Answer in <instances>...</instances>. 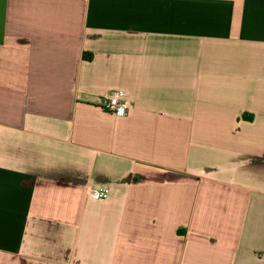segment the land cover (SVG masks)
<instances>
[{"label":"crops","instance_id":"0c3cea01","mask_svg":"<svg viewBox=\"0 0 264 264\" xmlns=\"http://www.w3.org/2000/svg\"><path fill=\"white\" fill-rule=\"evenodd\" d=\"M0 264H264V0H0Z\"/></svg>","mask_w":264,"mask_h":264},{"label":"built area","instance_id":"2783aa9c","mask_svg":"<svg viewBox=\"0 0 264 264\" xmlns=\"http://www.w3.org/2000/svg\"><path fill=\"white\" fill-rule=\"evenodd\" d=\"M102 106L119 116H127L132 109V102L126 90L112 89L103 97ZM90 196L94 200H104L109 197V191L105 189L92 190Z\"/></svg>","mask_w":264,"mask_h":264},{"label":"trees","instance_id":"16d2710c","mask_svg":"<svg viewBox=\"0 0 264 264\" xmlns=\"http://www.w3.org/2000/svg\"><path fill=\"white\" fill-rule=\"evenodd\" d=\"M86 58H87L88 60H92V55L89 54V55L86 56Z\"/></svg>","mask_w":264,"mask_h":264}]
</instances>
